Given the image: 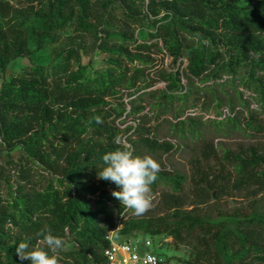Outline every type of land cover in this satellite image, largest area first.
<instances>
[{
	"label": "trees",
	"instance_id": "1",
	"mask_svg": "<svg viewBox=\"0 0 264 264\" xmlns=\"http://www.w3.org/2000/svg\"><path fill=\"white\" fill-rule=\"evenodd\" d=\"M114 5L127 22L144 28V39L111 32L107 15ZM101 7L94 17L92 0H0V159L19 174L0 194V264H31L16 248L23 242L33 250L45 224L67 242L59 264H106L107 235L116 223L122 236L164 234L189 246L191 256L176 264H264V213L214 218L183 210L175 193L185 177L161 171L153 192L161 185L173 190L164 196L172 212L126 219L131 211L112 195L121 189L97 178L106 166L103 156L122 147L114 143L117 136L143 156L177 148L158 139L161 124L180 141L202 140L210 129L246 132L236 111L248 108L244 91L264 111V0H105ZM72 24L101 40L97 48L107 57L98 65L82 64L80 50L70 47L50 65H31L6 78L12 61L56 44ZM157 53L175 64L181 60L180 67L151 77ZM159 82L165 86L154 88ZM211 109L215 117L200 121L199 114ZM245 127L262 131L253 116ZM224 159L238 187L264 189V154L227 151ZM194 168L202 195L222 189V171L210 179Z\"/></svg>",
	"mask_w": 264,
	"mask_h": 264
},
{
	"label": "rangeland",
	"instance_id": "2",
	"mask_svg": "<svg viewBox=\"0 0 264 264\" xmlns=\"http://www.w3.org/2000/svg\"><path fill=\"white\" fill-rule=\"evenodd\" d=\"M102 1L105 0H92L94 17L102 12ZM110 9L112 10L107 15V23L109 27H111L112 33L121 31L128 34V36H133L135 39L139 40V42L146 37L145 31H143L144 28L127 22L116 5L112 6ZM91 21L96 23L97 18H93ZM75 29L76 25L72 24L61 34L56 44L47 46L41 51L34 52L28 57L18 58L12 61L6 70V78H10L12 75L21 72L31 65H50L60 60V53L65 55V52L70 47H75L80 50L82 64L93 61L98 65L101 60L107 57L105 54L100 53L97 48L101 40L94 34L78 32ZM100 29H103V26H101ZM31 49H34L33 44L31 45ZM153 57L156 59L155 62L157 65L154 72L151 74L153 78L156 77V72L159 69H177L181 64V60L175 64L173 59L166 54L157 53L154 54ZM183 63L182 68L186 66V60H184ZM2 76L3 74L0 72V82ZM164 86V83L159 82L154 88H162ZM240 90L243 91L242 88ZM244 100L247 101L248 108L238 107L236 111L239 112L241 124L246 132L235 131L218 133L210 129L206 130L207 132L202 140L188 138L185 141H180L174 139L170 135V129L166 124H161L156 130L157 137L160 141H169L177 146V148L175 147L176 149L170 153L159 152L151 156L161 164V171L173 175H183L185 177L182 190L175 193V196L180 197L182 200L181 208L183 210L197 209L201 213H210L214 218L219 215H233L237 213L249 215L254 211L264 213V189L254 184L238 187V185L235 184L237 180L235 170L232 164L224 159V154L227 151L234 154L245 155L250 149L254 148L259 153L264 154V111L250 92L244 91ZM129 108L130 105L128 104V109ZM147 111L148 109L144 113ZM223 112L224 116L230 113L227 108H224ZM199 115V120L205 121L208 118L215 117V112L211 109L208 114L200 113ZM249 116H253L256 119L262 131H249L248 128L245 127V123L248 121ZM132 123H134V121L130 122V124ZM151 125H157V122L153 120L151 121ZM16 153L14 158L18 162V156H20L21 153ZM195 165L205 171L210 179H213L215 174L222 171L225 174L224 180H219L222 184V189L219 192L213 191L210 195H202L201 192L196 189L195 185V179H197L194 168ZM35 168L37 173L41 171L38 167ZM16 170V168L11 167L9 164L5 163L4 160L0 159V171L2 174L0 180V194L4 195L6 193L7 181L15 185L19 177ZM172 192L173 190L168 186L161 185L157 192H154L155 199L152 210L146 215L139 217L159 218L169 215L172 212L170 209L171 204L165 202L166 198L164 196ZM129 217L137 216L129 213L126 219ZM123 238L132 240L151 238L155 243H162V248H159L157 252L164 258H169V264H176V262L191 256V248L189 246L177 244L172 237L164 234L152 237L144 232L136 231L127 236L119 234L114 236L115 240H121Z\"/></svg>",
	"mask_w": 264,
	"mask_h": 264
},
{
	"label": "clouds",
	"instance_id": "3",
	"mask_svg": "<svg viewBox=\"0 0 264 264\" xmlns=\"http://www.w3.org/2000/svg\"><path fill=\"white\" fill-rule=\"evenodd\" d=\"M96 122L102 123L101 118L97 117ZM114 143L122 147L103 156L106 166L98 172L97 178L110 181L121 189L113 191L112 195L125 210L137 217L146 215L154 207L152 185L159 179L161 164L151 155H134L130 145L120 136L115 137ZM37 236V245L31 251L27 243L18 245L16 254L19 259L31 261V264H59L61 253L67 250L65 238L54 235L47 224L38 231Z\"/></svg>",
	"mask_w": 264,
	"mask_h": 264
},
{
	"label": "built area",
	"instance_id": "4",
	"mask_svg": "<svg viewBox=\"0 0 264 264\" xmlns=\"http://www.w3.org/2000/svg\"><path fill=\"white\" fill-rule=\"evenodd\" d=\"M121 228L122 225L116 223L115 228L107 235L110 246L104 251L106 264H169L157 252L162 248V243H155L151 238L115 240L114 236Z\"/></svg>",
	"mask_w": 264,
	"mask_h": 264
}]
</instances>
